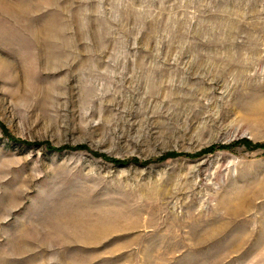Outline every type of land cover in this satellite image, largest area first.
I'll list each match as a JSON object with an SVG mask.
<instances>
[{"label":"rangeland","instance_id":"1","mask_svg":"<svg viewBox=\"0 0 264 264\" xmlns=\"http://www.w3.org/2000/svg\"><path fill=\"white\" fill-rule=\"evenodd\" d=\"M0 264H264V0H0Z\"/></svg>","mask_w":264,"mask_h":264}]
</instances>
